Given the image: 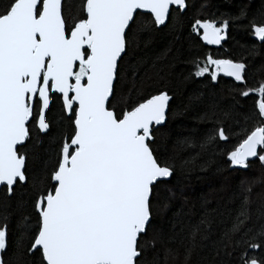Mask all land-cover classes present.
Segmentation results:
<instances>
[{
  "label": "snow or ice",
  "instance_id": "obj_1",
  "mask_svg": "<svg viewBox=\"0 0 264 264\" xmlns=\"http://www.w3.org/2000/svg\"><path fill=\"white\" fill-rule=\"evenodd\" d=\"M205 3L192 18L190 0H7L3 5L0 264H159L157 245L174 243L177 230L185 228L179 212L167 232L164 228L163 213L175 199L169 184L176 156L162 160L158 143L179 110L167 89L140 95L128 106L131 95L140 92L139 68L131 57L141 41L147 45L165 29L176 37L187 29L192 42L221 46L229 21L201 18ZM246 19L242 8L233 23ZM248 24V34L260 42L252 45L255 54L257 47L264 49V22L253 18ZM192 64L186 79L216 84L229 77L236 82L231 90L252 101L256 126L221 153L226 167L247 170L258 161L264 169V79L249 87L246 63L211 53ZM121 72H131L132 79L127 98L118 100ZM231 99L222 104L214 93L207 100L190 98V105L194 100L204 106L199 122L209 124L199 137L202 151L230 142L232 129L225 130V121L240 103ZM121 100L124 107L118 108ZM54 108L58 111L50 115ZM179 143L196 147L188 139ZM18 191L23 192L19 199ZM233 200L239 207L230 224L220 221L214 241L216 264H264V224L249 226L252 184L240 180ZM211 225L207 209L189 222L186 264L195 247L212 242ZM164 251L165 258L172 253L168 247Z\"/></svg>",
  "mask_w": 264,
  "mask_h": 264
},
{
  "label": "trees",
  "instance_id": "obj_2",
  "mask_svg": "<svg viewBox=\"0 0 264 264\" xmlns=\"http://www.w3.org/2000/svg\"><path fill=\"white\" fill-rule=\"evenodd\" d=\"M76 2L78 3V0ZM202 2L204 0H190L192 7L188 10V18L197 14ZM6 3L7 0H0V10ZM242 8L246 12L247 19L234 25L233 18L240 15ZM262 12H264V0H206L201 18H213L217 22L224 19L229 21V27L225 32L226 39L221 46L212 48L202 42L194 43L188 38L187 29L180 37L174 36L165 29L156 34L147 45L141 41L139 50H136L131 57L139 68L136 88L140 92L131 95L128 106L131 107L139 102L140 95L148 96L167 89L174 98L173 108L179 110V115L170 119L164 129V139H158V143H161L159 152L162 160L167 159L169 155L176 156V171L169 184L175 193V199L170 208L163 213L164 228L167 232L170 228L169 221L177 212L181 214L185 228L183 232L177 230L179 234L174 243L157 245L159 264H186L184 248L189 246V222H197L205 209L209 219L212 220V242H205L195 247L187 264H216L214 241L218 239L222 230L220 221L230 224L239 207V201L233 200V194L237 191L240 180L252 184V220L249 226L258 228L264 224V215H261L264 212V169L257 161L247 170L233 171L226 167L225 156L221 154L231 150L239 142L245 129L250 130L256 126L251 99L241 97L238 92L232 91V85L236 82L223 76L219 77V83L216 84L205 78L186 79L193 70V60L206 57L209 53L215 58L246 63L249 87L255 86L258 81L264 79V49L257 47L256 53L252 54L253 43L258 46L260 42L248 34L249 20L255 18L257 23L264 22V17L260 15ZM131 79V72L127 76L121 72L116 90L118 100L122 95L127 98ZM213 93L217 99H221L222 104L233 103L231 99L233 96L240 103L236 105L234 117L225 121V130L228 131L229 125L232 129L228 133L230 142H220L224 146L223 149L209 148L207 151H202L199 148V137L208 130L209 124L199 122L204 106L197 105L194 100L190 105V98L203 95L207 100ZM113 103L109 104V108ZM186 105H190L187 110H185ZM123 107L124 102L121 100L118 108ZM57 111L58 109L54 108L50 115ZM245 115L250 119L245 121ZM221 119H223L222 114ZM185 139L194 142L196 147L180 145L179 142ZM22 195L23 192L18 191L17 199ZM166 247L172 249V253L167 258L164 251ZM148 259L150 261L153 259V253H149Z\"/></svg>",
  "mask_w": 264,
  "mask_h": 264
},
{
  "label": "water",
  "instance_id": "obj_3",
  "mask_svg": "<svg viewBox=\"0 0 264 264\" xmlns=\"http://www.w3.org/2000/svg\"><path fill=\"white\" fill-rule=\"evenodd\" d=\"M224 41H225V40H223V41L221 42V45L224 43ZM208 46H209V45H208ZM211 47H212V48H217V47H219V46L212 45ZM225 78L231 79V78H229V77H225ZM231 80H232V79H231Z\"/></svg>",
  "mask_w": 264,
  "mask_h": 264
}]
</instances>
